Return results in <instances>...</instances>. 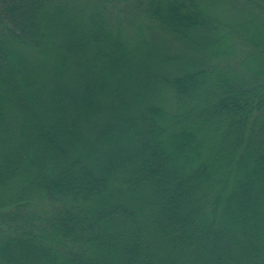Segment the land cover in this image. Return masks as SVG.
I'll use <instances>...</instances> for the list:
<instances>
[{
    "label": "trees",
    "instance_id": "16d2710c",
    "mask_svg": "<svg viewBox=\"0 0 264 264\" xmlns=\"http://www.w3.org/2000/svg\"><path fill=\"white\" fill-rule=\"evenodd\" d=\"M83 2L0 0V264H264V0Z\"/></svg>",
    "mask_w": 264,
    "mask_h": 264
},
{
    "label": "rangeland",
    "instance_id": "374dc122",
    "mask_svg": "<svg viewBox=\"0 0 264 264\" xmlns=\"http://www.w3.org/2000/svg\"><path fill=\"white\" fill-rule=\"evenodd\" d=\"M85 6L87 9H90L89 7L91 6H95V5H100V4H104L107 7V11L105 13L106 17L108 18V22H110V26L113 23L114 24V28L118 27V26H122L125 23L128 24V18L126 15H128L131 19H134L135 17H132L130 15H134L131 14L129 12H125L123 11L120 7L119 4L115 3L116 0H83ZM238 0H236L237 2ZM237 4H234L232 8H236ZM137 21H136V25H137ZM152 28L151 29H147V28H143V33L144 35H146L147 37L150 36V32L155 33L156 39L157 40H172V34L170 35L167 31H165L164 29H162L159 26H153L151 25ZM135 42L139 40V38H134ZM148 39V38H147ZM150 40V39H148ZM170 42V41H169ZM152 43H146V45H149ZM187 49H190V47H185ZM185 56V55H184ZM184 56L181 55V61L176 62L174 64H176L177 67H179V65L183 64V60H184ZM173 64V65H174ZM169 68L172 67V65L168 66ZM167 68V70L169 69ZM163 69H161L162 71ZM166 70V71H167ZM162 72L159 71V76L161 75ZM171 89V88H170ZM166 94H168V97H170V94H173L172 90H168L166 91Z\"/></svg>",
    "mask_w": 264,
    "mask_h": 264
}]
</instances>
